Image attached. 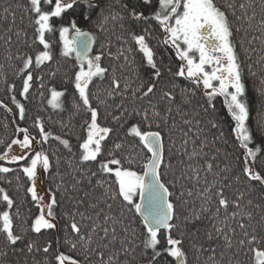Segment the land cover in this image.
<instances>
[{"label": "snow or ice", "instance_id": "snow-or-ice-1", "mask_svg": "<svg viewBox=\"0 0 264 264\" xmlns=\"http://www.w3.org/2000/svg\"><path fill=\"white\" fill-rule=\"evenodd\" d=\"M80 6L84 9L81 21L72 19L64 23L65 14ZM236 7L234 0H224V3H219L218 0H157L155 8L153 0H137V4H129L124 0L121 8L127 13V18L136 24L142 22L158 27L163 36L161 44L172 49L179 61L177 71L167 69L172 79L161 86L165 70L162 62H157L149 43L150 28L145 27L138 33L130 26L127 34L132 43L118 49L114 58L123 57L124 63L120 68H125L134 64V57L130 59L134 52L142 54L141 67L147 71L148 79L145 81L140 78L137 70L140 83L133 87V82H129L127 77L121 86V78L116 75L117 68L112 67L110 72L109 67L103 65V45L98 54L90 55L97 38L81 27V23L91 22L95 14L99 17L97 27L100 31L105 30L104 25L109 21H119L123 28L125 16L114 12L111 3H105L104 0H27L25 11L29 14L33 34L31 44H27V40L25 43L29 48L34 45L42 47H38L34 55L19 50L15 57L8 54V61L20 62L14 72L20 81L18 95L27 101L36 82L43 88L46 68L50 79L56 76L58 69L49 67L54 60V53L47 37L58 32L60 55L65 58L75 57V70L70 80L76 97L72 107L75 113L85 114L82 127L86 135L79 144V155L73 168L74 173H79V178L73 175L74 182L71 185L58 184L55 191L44 197L39 195L36 188L37 170L42 168L48 172L52 162L46 151L37 150L35 145H42L53 138L59 140L69 152H72V146L67 139L53 137L52 132L45 129L39 116L33 120V127L38 129L40 140L31 134L28 127H21L14 121L17 123V135L0 152V162H4L0 163V174L6 176L18 171L26 177L28 184L21 187L25 197H30L31 202L39 208V214L30 224L27 220H21V211L16 206V201L6 188L0 187V205L5 206L0 209V264H13L7 259L9 249L22 255L40 253L43 260L36 261L35 264H136L137 250L143 264H193L189 250L185 248L186 235L194 238L191 250L197 264L200 257L208 253L211 255L207 256L204 264H234V261L235 264H240L237 257L245 248L253 254L254 264H264V247H261L264 245V168L257 167L258 162L264 161V119L257 123L260 132L257 144L249 125L248 86L234 38L240 29H234L230 19V16H235L237 20L247 21L250 28L255 27L264 34V0L259 5L261 16L258 22H255L257 5L254 0L239 4V16L236 15ZM144 9H151L150 14H146ZM248 9H252L251 16L248 15ZM4 11L8 12V9ZM54 20L61 21L59 27ZM8 31L11 32V28ZM16 36L19 40V31ZM25 36L27 37V32ZM0 39H4L6 45L12 44L10 35ZM108 55L113 54L109 52ZM258 62L264 64V57ZM248 72L253 77L256 75L251 65L248 66ZM109 77L110 85L104 89V98L99 95V90L95 95L91 93L90 84L96 80L102 82ZM177 78L188 81L190 86H182ZM260 85L258 92L264 97V76ZM197 91H202L204 97L202 104L197 102V107L203 109L205 116L211 117L207 120L209 130H219L213 144L220 141L224 146V149L215 147V154L205 159L203 176L201 168L194 167L191 163L187 164L186 169L182 168L177 172L170 155L165 151L166 131L170 136L176 126L174 121L169 126L173 110L178 115L187 117L188 112L182 109L193 104ZM48 92V104L54 109L63 110L64 101L61 98L65 96V91L52 87ZM7 93L14 110L3 101H0V107L13 113L18 121H26L28 109L17 98L15 82L7 84ZM129 93L131 106L126 103ZM117 96L121 97V103L115 105V111H107L108 101ZM153 97L156 98L155 102ZM216 97H223L224 107L231 119L229 136L234 137L231 144L216 114ZM94 99L97 101L95 105ZM142 101H146L147 106L141 104ZM100 106L105 107V119L110 117L113 124L121 129L126 127L125 137L107 149L106 143L116 129L102 126ZM193 113L195 117L200 116L196 109H193ZM183 123L192 125L193 120L184 119ZM200 124L201 120L195 119V125ZM191 130L189 127L188 132ZM204 131V128H199L200 133ZM188 132L184 133L183 147L184 155L191 161L203 152L206 137L200 142L199 151L193 147L189 152L187 146L191 138ZM127 137L136 139L145 152L140 170L135 167L134 156L120 155ZM192 143L195 145V141ZM232 146L239 150L237 164L233 166L229 162L221 167L216 161L221 155L229 158L231 153L225 149ZM204 155L207 156L206 153ZM5 163L16 167L5 166ZM69 164L72 166L71 161ZM169 173L171 178H167ZM208 175H211V180ZM16 180L20 181L19 175ZM184 181L203 185L195 193L200 200L199 207H188V198L193 196V191ZM85 182L90 186L89 191H83ZM257 189L259 196L254 201L252 193ZM98 190L102 191L94 202L87 203V209L93 211L90 214L87 210L80 211L79 206ZM81 191L82 197L79 196ZM58 195L61 199H57ZM65 200L76 207L63 212V244L71 251L81 253L82 260L60 251L59 240L54 248L52 240L41 244L31 235L39 236L51 230H59L57 209ZM13 208L15 212L12 211ZM115 210H118L119 215L113 214ZM208 213H211L208 219L212 221V229L206 232V246L195 237L200 232L199 222ZM125 220L128 222L125 223ZM230 220L238 227L239 237L237 227H232ZM17 221H21L19 231L16 228ZM216 241L223 242L219 257L217 247L214 246ZM226 253H232L227 262L224 260ZM15 264H21V261H16ZM23 264H27V261Z\"/></svg>", "mask_w": 264, "mask_h": 264}, {"label": "trees", "instance_id": "trees-1", "mask_svg": "<svg viewBox=\"0 0 264 264\" xmlns=\"http://www.w3.org/2000/svg\"><path fill=\"white\" fill-rule=\"evenodd\" d=\"M105 3H111L113 5L114 12H120L125 16V19L122 21L123 28L120 26L121 22L119 21H109L104 25L105 30L100 31L97 27V23L99 17L93 14L92 21L88 23H81V27L83 30L90 31L96 36V53L98 54L101 51V46L103 45V51L105 53L103 57V65L109 67L111 72L112 67L117 68L116 75L121 78V86H123L124 78L127 77L129 82H133L132 86L135 87L140 83V80L137 79V70L140 78L145 81L148 79L147 71L141 67L142 63V54L138 52H134L132 54V59L134 57V64L129 65L125 68H120V65L124 63L123 57L119 59H115V54L118 49L127 47L131 45V41L127 34V29L131 26L135 29L136 32H140L145 27L150 28L151 37L149 39V43L153 48L156 59L158 63L162 62V66L164 68V79L161 81V86H164L168 83L169 80L172 79L170 73L167 71L168 68H171L172 72L178 70L179 61L175 56V52L163 46L161 44V40L163 39L162 33L160 32L158 27L149 26L144 23L136 24L127 18V13L123 11L121 8V4L124 0H104ZM129 4H137V0H127ZM219 3H224V0H218ZM236 7V15H241V10L239 9L240 3H248L249 0H234ZM254 3L257 5L255 11L256 21L258 22L261 16L260 12V3L261 0H254ZM157 6V0H153V8ZM27 7V0H0V37L7 38V36H11L12 44L6 45L4 43V39H0V101H3L8 107L13 108L14 105L11 104L9 99V94L7 93V84L15 82L16 83V91L17 98L26 104L28 109V119L26 121H18V117H16L13 113L8 112L5 108L0 107V152H3L6 148V145L10 143L12 138L16 137L15 128L17 121L19 126L28 127L31 134L36 137L37 140H40L38 135V129L33 127V120L39 116L43 122L45 129L47 131L52 132L53 137L59 136L61 139H67L72 146V152H69L68 149L64 148V146L60 143L59 140L50 138L47 143L40 144L41 149L46 151L49 155L50 160L52 162V167L48 172H45L44 184L48 195L51 192L56 190V186L60 185H71L74 181L72 180V176L76 175L79 178V173H74L73 168L77 162V157L79 155V144L82 142L84 136L86 135L82 125L86 116L83 112L77 114L72 107V102L76 97L74 96V89L70 80L74 74L76 62L74 61V57L65 58L60 55V43H59V34L56 32L54 35H49L47 38L52 44V51L54 53V60L50 62L49 67L53 70H57V74L53 78H49L47 75L48 68L44 71V87L41 88L39 82L34 84L32 89V94L29 96V99L25 101L22 97H19L18 92L20 88V81L17 80L14 75L15 67L20 63L19 61L13 60L8 61L7 56L9 53L15 57L19 52L24 53H35V50L38 45H34L31 48L27 46V44H31V37L33 34V29L31 26V22L29 19V14L25 11ZM8 9V12L4 10ZM146 14H150L151 9H144ZM84 11L83 7H74L73 10H69L64 16V23L72 19H76L78 22L81 21V14ZM98 11V10H97ZM252 9H248V15L251 16ZM14 19V23H13ZM232 20L233 27L239 28L240 31L235 33V42L237 44V51L240 55V58L243 62L244 72L246 83L248 86L247 91V99L250 106V119L249 125L256 136V143L258 144L260 141V132L257 129V123L264 119V97L259 95L258 88L261 86L260 81L262 76H264V64L259 63L261 57H264V34L261 33L255 27H249L248 22L244 20H237L235 16H230ZM254 22V23H255ZM54 23L57 27L60 26V20H54ZM11 28V32L8 29ZM20 32L19 40L17 39L16 32ZM25 32H27V37L25 36ZM256 37H260L257 39ZM27 40V44L25 41ZM127 41V43H125ZM251 41V43H249ZM241 44L243 45L241 47ZM111 52L113 55L109 56L108 53ZM251 65L252 71L256 73L253 77L249 75L248 66ZM178 83L182 86H190L188 81L183 80V78H177ZM110 85V77L105 79L104 81L96 80L94 83L90 84V91L92 94H97L99 90V95L101 98H104V89ZM55 87L58 91H65V96L61 99L64 101L63 110L54 109L48 104L49 92L48 89ZM41 92H43V96H41ZM179 92V89L177 90ZM155 97L153 100L155 102ZM204 101V97L202 96V91H197V95L193 101L191 106L185 107L182 111L188 112L187 117H182L173 110L172 116L169 118V126L172 125L173 121L175 122V128L173 129L171 135L169 136L165 134V151L170 155L174 168L177 172L184 168L186 169L187 164L191 163L194 167L198 166L201 168V176L205 175L203 171V165L205 159L210 158L214 155V148L219 146L224 149V146L220 141H217L216 144H213V139L216 135L219 134V130L212 129L209 130V126L207 124V120L210 119V116H205L203 113V109L197 107V102L202 104ZM97 101L94 99L93 104L95 105ZM121 103V97L117 96L112 100L108 101V109L107 111H115V105ZM126 103L130 104V93L129 100ZM144 106H147L146 101L140 102ZM216 107V114L219 116L221 122V128L225 133L226 137H229V143L231 144L234 137H230V127H231V119L227 115L226 108L223 104V97H216L214 100ZM193 109H196L200 112L199 117H195L193 113ZM101 111V119L100 123L102 126H111L116 131L112 133L106 143V149L111 147L114 142H120L121 138L125 137L126 127L121 129L118 125L113 124L111 122L110 117L105 119L107 115L105 107L100 106ZM137 120L139 118H136ZM184 119H192V125H186L183 123ZM195 119H200L201 124L199 126L195 125ZM142 127H144L142 125ZM189 127H191V132H188ZM199 128H204L205 131L203 133L199 132ZM145 130H148L145 127ZM154 130V129H153ZM188 132V136L191 138L189 144L187 146V150L191 152L193 147L197 151L200 150V142L205 140L206 137V147H204L203 152L200 156L194 157L191 161L188 160V157L184 155V147L183 140L185 139L184 133ZM198 137V138H197ZM192 141H195V145H193ZM125 147L120 153L122 156H129L136 158V169L140 170L141 164L143 162V157L145 152L141 150L138 145V141L132 137H127L124 139ZM174 145V146H173ZM169 149L171 151L169 152ZM226 151L231 153L229 158H225L221 155L216 163L220 164L221 167L224 166L225 163L231 162L233 166L237 164L236 157L239 155V150L235 147H229L225 149ZM207 154L205 156L204 154ZM75 154V155H74ZM106 155V153H105ZM57 160H59V165H57ZM71 161L72 166H70L69 162ZM183 161V163H181ZM4 163V162H0ZM5 166L15 168L16 165H8L5 163ZM127 166V165H125ZM95 165H93V168ZM258 169L264 168V161H260L257 163ZM20 176V181L17 182L16 176ZM0 187H4L8 190L9 194L16 201V206L20 208L21 211V220H27L28 223H31V220L35 218L36 215L39 214V208L31 202L30 197H25L24 189L21 185L26 186L28 181L26 177L23 176L22 173L13 172L9 173L6 176L0 174ZM63 177V179H61ZM167 178H171V173L168 174ZM208 179L211 180V175H208ZM7 181H11L9 184ZM189 189L193 191V196L189 199L188 207H199L200 200L196 197L195 193L197 190L203 187L202 184H194L193 181H184ZM83 191H89L90 186L87 185V182L83 184ZM83 191L79 193V196H83ZM102 190H98L93 193V195L85 200V203L80 207V211H86L90 214L93 210L87 209V203L89 201L95 200V197L99 195V192ZM73 195H76L73 193ZM259 189L252 193V199L255 201L258 199ZM57 199H61L58 195ZM5 206L0 205V209H3ZM76 207V205L72 204L68 201H63L60 208L57 209V218H58V227L59 230H51L49 232H45L42 235L36 236L35 234H31L32 238L38 239L41 244L45 243L48 240L53 241V247H56V241L60 242V251L65 252V254L72 256L77 259H83V255L78 252L71 251L67 246L63 244L64 240V224L65 221L63 219V212L66 210H70L71 208ZM103 207V205H101ZM98 210V209H97ZM213 206V211H214ZM15 212V208L12 209ZM186 211V210H185ZM115 215H119L118 210H115ZM211 213L205 215L202 220L199 222L198 227L200 228V232L197 233L195 239H198L200 242L205 241V235L207 231L212 229V221L208 219ZM129 218H131L129 214ZM221 219H223V213L221 215ZM128 221L125 220V223ZM139 222L137 221V224ZM232 227H237L234 221H229ZM21 221L16 222V228L20 230ZM191 227V226H190ZM118 232L120 231V226H117ZM237 237H239V229L237 227ZM194 238L191 235H186L184 237L185 240V248L189 250V257L193 260V264H197V262L192 257L191 250V241ZM139 243V241H137ZM223 242L216 241L214 242V246L217 247V257H219V253L222 249ZM264 247V245H261ZM235 251V249H233ZM137 261L136 264H143V259L139 255V250H137ZM211 255V253L205 254L200 257L199 264H204L207 256ZM232 256V253H226L224 256L225 262L229 260ZM8 260L12 261L15 264L16 261H21L23 264L24 261H27V264H35L36 261H42L43 256L40 253L22 255L19 253H14L11 249L8 250ZM237 259L240 264H254L253 254L245 248L240 251ZM235 264V261H234Z\"/></svg>", "mask_w": 264, "mask_h": 264}, {"label": "rangeland", "instance_id": "rangeland-1", "mask_svg": "<svg viewBox=\"0 0 264 264\" xmlns=\"http://www.w3.org/2000/svg\"><path fill=\"white\" fill-rule=\"evenodd\" d=\"M93 53L91 54L92 56L93 55H96V42H95V45H94V48H93ZM15 147V146H14ZM36 149L37 150H41V145L40 143H37L35 145ZM30 155H34V153H30ZM45 171H43L42 168H38L37 170V176H36V188H37V191L39 193V195L41 196H44V197H48V192L46 191V188H45V184H44V179H45ZM45 203H47V200L44 201Z\"/></svg>", "mask_w": 264, "mask_h": 264}, {"label": "water", "instance_id": "water-1", "mask_svg": "<svg viewBox=\"0 0 264 264\" xmlns=\"http://www.w3.org/2000/svg\"><path fill=\"white\" fill-rule=\"evenodd\" d=\"M94 45H95V43H94ZM94 45H93V48H94ZM93 48H92V51H93ZM92 51L90 52V55L93 53ZM73 57H74V55H73ZM74 61H75V57H74Z\"/></svg>", "mask_w": 264, "mask_h": 264}, {"label": "flooded vegetation", "instance_id": "flooded-vegetation-1", "mask_svg": "<svg viewBox=\"0 0 264 264\" xmlns=\"http://www.w3.org/2000/svg\"><path fill=\"white\" fill-rule=\"evenodd\" d=\"M94 56V55H93Z\"/></svg>", "mask_w": 264, "mask_h": 264}]
</instances>
